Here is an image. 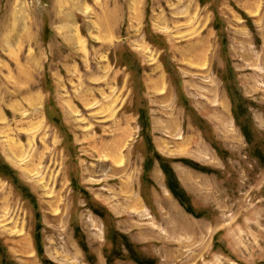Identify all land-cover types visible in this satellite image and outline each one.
<instances>
[{
  "label": "rangeland",
  "instance_id": "obj_1",
  "mask_svg": "<svg viewBox=\"0 0 264 264\" xmlns=\"http://www.w3.org/2000/svg\"><path fill=\"white\" fill-rule=\"evenodd\" d=\"M0 159V264H264V0H0Z\"/></svg>",
  "mask_w": 264,
  "mask_h": 264
},
{
  "label": "trees",
  "instance_id": "obj_2",
  "mask_svg": "<svg viewBox=\"0 0 264 264\" xmlns=\"http://www.w3.org/2000/svg\"><path fill=\"white\" fill-rule=\"evenodd\" d=\"M216 30L219 31V25H216ZM221 38H222L221 42H222L223 46L225 47L226 39L224 38V36H221ZM226 53H227V48H225V54ZM234 98H235V95H234ZM234 98H233V101H234L235 118H236L237 123L239 125H241L238 113L243 114V109H242V106L237 105L236 100ZM139 122H140V126L142 128V133L146 137L148 145L150 146V150L153 152L152 157L149 156L148 159L146 160V163L144 166V173L148 174L152 170V168L154 166V160L157 159L160 162L159 163L160 167H161V169H162V171L166 177L167 187H168L170 193L172 194V196L176 200H178V202L182 205V207L185 209V211L187 213H189L193 216H196V217H200V215L195 214L192 206L189 204V197L187 196L184 189L181 187V185L178 181V178L176 176V173L174 172L173 168L171 167V164L169 163V161L164 159L162 156H160L155 151L152 140H151L150 136L148 135L149 118H148L145 111H139ZM241 129H242V132L244 133L245 137L247 139L250 138V135L248 132V127L242 126ZM186 165H189L191 168L196 169L198 171H202V172L204 170L205 171L207 170V169H202V168H200V166H198L196 164H192V163L191 164L186 163ZM206 172H210V171L207 170ZM212 172H214V171H212ZM0 173H2L5 177H7L8 179H10L12 181L13 185L18 189V191L20 192V194L23 195V197H25L27 200H30V202L32 201L34 203V201L32 200L31 194L28 192L25 193L23 191L24 188L18 184L19 181L14 177V174L6 169L5 165L1 162V159H0ZM73 187L76 191L77 190L80 191L79 187L77 185H75V183L73 184ZM85 196L87 199L91 198L90 195H88L87 193H85ZM34 208L36 210V207H34ZM95 213L97 215L103 217V214L100 213L99 211H95ZM75 238L78 240L79 246L83 250V252L86 255H88L89 249L87 247L85 237L81 233V230H79V229L75 230ZM108 239H110V237H108ZM117 239H121L123 241V245L131 253V258H133V261L137 262L138 264H154L155 263V261H147V260L143 261L139 257H136L137 255L134 254L135 252L133 251V245H132V243H130V241L128 240V238L125 235H122L121 233L115 232L114 237H113L114 243H116ZM36 247L39 250L40 255H43V249L41 246L40 237H39L38 233L36 234ZM119 254L121 255L122 253H119ZM112 262H114V261L108 257V264H112Z\"/></svg>",
  "mask_w": 264,
  "mask_h": 264
},
{
  "label": "crops",
  "instance_id": "obj_3",
  "mask_svg": "<svg viewBox=\"0 0 264 264\" xmlns=\"http://www.w3.org/2000/svg\"><path fill=\"white\" fill-rule=\"evenodd\" d=\"M176 173V172H175Z\"/></svg>",
  "mask_w": 264,
  "mask_h": 264
}]
</instances>
